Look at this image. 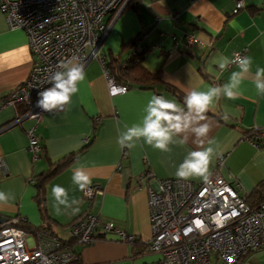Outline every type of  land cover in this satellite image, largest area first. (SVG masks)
I'll use <instances>...</instances> for the list:
<instances>
[{"label":"crops","instance_id":"obj_1","mask_svg":"<svg viewBox=\"0 0 264 264\" xmlns=\"http://www.w3.org/2000/svg\"><path fill=\"white\" fill-rule=\"evenodd\" d=\"M235 1L131 0L116 17H105L111 23L102 43L106 62L112 55L122 61L134 54L142 55L146 68L160 71V80L152 87L134 85L126 91L111 93L105 69L94 58L84 66L85 79L64 110L47 112L34 123L27 118L17 120L18 106H0V191L14 197L8 205L0 206V214L18 215L33 225L41 224L34 177L48 169L50 162L81 149L95 133L74 163L47 184L48 214L57 223L53 230L61 238L70 239V223L90 209L104 221H113L135 234L136 242L129 244L115 233H104L89 244L74 243L82 264H147L158 260L160 254L148 246L152 236L148 179L138 183L137 177L149 172L156 179L176 177L179 164L191 151L200 149V139L189 129L173 137L168 152H161L145 144L143 138L136 141L135 148L121 149L117 138L127 127L142 126L152 95L162 94L185 107L188 91H206L210 86L227 83L231 73L239 71L237 65L229 64L220 70L211 61L220 55L232 59L241 49L252 58L253 65L240 94L235 99L222 95L210 105L206 121L201 123L210 125L203 147L210 146L212 141L211 146L218 153L210 163L209 173L223 158L222 175L241 195H249L264 179V96L257 94L253 84L256 68L264 67V0H244L245 7L233 13ZM190 36L202 43L190 42ZM28 42L26 31L10 28L0 9V102L30 73L33 56ZM254 127L260 129L259 146L245 134L249 130L252 133ZM31 128L42 144L38 160L32 159L28 150ZM77 167L89 172L91 182L103 190L91 203L82 198V192L72 182ZM54 185L67 190L69 203L73 199L80 201L78 213L71 214V209H64L62 214L55 212ZM257 250L246 255L240 264H264V257L253 254ZM218 260L215 256L216 264ZM214 261L211 259L210 264Z\"/></svg>","mask_w":264,"mask_h":264},{"label":"built area","instance_id":"obj_2","mask_svg":"<svg viewBox=\"0 0 264 264\" xmlns=\"http://www.w3.org/2000/svg\"><path fill=\"white\" fill-rule=\"evenodd\" d=\"M130 1L1 0L0 9L8 26L24 29L28 35L33 65L28 77L1 100L0 106L24 105L27 110L17 120L27 118L37 123L47 113L36 107L38 92L52 86L48 77L62 70L59 65L71 57H77L83 66L99 59L110 92L126 91L128 87L116 82L109 73L102 43L111 25L105 17L109 14L116 17ZM244 7V0H236L232 12ZM189 40L202 43L193 36ZM244 50L236 51L232 59L235 54L245 56ZM259 134V127H254L246 137L259 146ZM28 137V150L32 159L38 160L42 152L40 138L32 128L28 129ZM223 164V158L218 159L207 182L177 177L156 179L150 172L137 177L138 183L148 179L152 233L148 246L160 254L158 260L147 264H210L211 255L224 264H233L242 256L264 248V201L252 206L222 175ZM102 191L100 185L91 182L82 198L91 203ZM20 220L24 219L16 215L0 223V264H70L77 256L71 243L86 245L104 233H115L129 244L136 242L135 234L113 221H104L90 209L69 225L72 242L45 229L31 233L33 236L29 238L30 232L18 225Z\"/></svg>","mask_w":264,"mask_h":264},{"label":"clouds","instance_id":"obj_3","mask_svg":"<svg viewBox=\"0 0 264 264\" xmlns=\"http://www.w3.org/2000/svg\"><path fill=\"white\" fill-rule=\"evenodd\" d=\"M220 70L226 69L229 64H236L239 71H233L230 79L222 86H210L208 89H192L186 93L184 99L185 107H181L175 101L166 99L162 95H152L145 108L146 115L143 117L142 126L133 125L122 131L117 144L121 149H133L136 141L143 138L145 144L161 152H168L169 145L173 142L174 136L191 129L196 137L200 139L199 150L191 151L188 157L177 167L175 176L184 181L193 178H200L207 182L209 180V166L216 152L209 141L208 147H203L204 139L207 138L210 125L206 121V113L210 105L218 100L222 95L228 99H235L240 94L241 85L246 78V74L252 70L253 60L250 56H240L235 54L234 59H229L223 55L213 58L211 61ZM60 69L50 74L48 87L38 92L36 107L44 112L62 110L69 105L72 97L79 91L78 85L85 79V70L77 57H71L59 65ZM254 87L259 96H264V67H257L255 70ZM185 108L187 111H185ZM227 118V117H225ZM193 125H196L193 127ZM181 143L184 142L182 138ZM72 182L77 188L84 192L91 185V175L83 167H77L72 173ZM54 197V210L57 214H62L64 209H71V214L79 212L80 201L68 200L67 190L60 186L52 187ZM14 197L0 191V206H5ZM72 205H77L72 207Z\"/></svg>","mask_w":264,"mask_h":264},{"label":"trees","instance_id":"obj_4","mask_svg":"<svg viewBox=\"0 0 264 264\" xmlns=\"http://www.w3.org/2000/svg\"><path fill=\"white\" fill-rule=\"evenodd\" d=\"M106 67L109 73L112 76H114L116 82L124 84L127 87H131L134 85H139L140 87H144V88L152 87L156 82L160 80V71L152 72L148 68H146V66L142 63V55L140 54H134L133 56H131L129 60L126 61L124 60L122 61L119 57L112 55L110 61L106 63ZM17 110H18V115H22L26 112L27 109L24 105H19L17 107ZM96 128H97V123L94 124L93 127L94 131H96ZM250 133L251 131L249 130L245 134L249 135ZM94 137H95V133L92 134L91 140H89L81 149L68 153L67 155L61 157L56 161L50 162L48 169H46L45 171L39 173L36 177H34L33 182L35 183L37 189V194L35 196V199L38 204L40 215L42 217V223L39 225H33L31 223H28L26 220H20L18 224L20 227L34 234H36L41 229L49 230L50 232L55 233L53 227L54 224L57 225V223H55L54 219L50 217L47 209V192H46L47 184L56 174H58L63 169L74 163L78 155L86 149V147L90 144V142L94 139ZM245 199L252 206H259L264 201V179L254 187V189L249 195L245 196ZM84 213L80 215L78 218L82 217ZM6 217H11V216H6ZM61 239L66 240L63 238ZM70 242L72 241L70 240ZM71 244L73 245L74 243ZM76 255H77L76 258L70 264H82L79 258V253L77 251H76ZM245 256L246 255L242 256L234 264H240V261Z\"/></svg>","mask_w":264,"mask_h":264},{"label":"rangeland","instance_id":"obj_5","mask_svg":"<svg viewBox=\"0 0 264 264\" xmlns=\"http://www.w3.org/2000/svg\"><path fill=\"white\" fill-rule=\"evenodd\" d=\"M29 238H31L33 235L31 233H29ZM253 254H257L258 257H264V248H262L261 250H257L255 252H253ZM215 255H212V261H214ZM213 264H216V262L214 261ZM217 264H223L220 260L217 261Z\"/></svg>","mask_w":264,"mask_h":264},{"label":"water","instance_id":"obj_6","mask_svg":"<svg viewBox=\"0 0 264 264\" xmlns=\"http://www.w3.org/2000/svg\"><path fill=\"white\" fill-rule=\"evenodd\" d=\"M7 217L5 215L0 214V223L6 221Z\"/></svg>","mask_w":264,"mask_h":264}]
</instances>
